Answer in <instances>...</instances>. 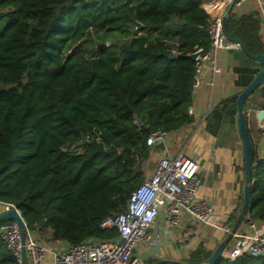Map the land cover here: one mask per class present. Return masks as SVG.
Returning <instances> with one entry per match:
<instances>
[{"label": "trees", "instance_id": "trees-1", "mask_svg": "<svg viewBox=\"0 0 264 264\" xmlns=\"http://www.w3.org/2000/svg\"><path fill=\"white\" fill-rule=\"evenodd\" d=\"M222 2L0 0V202L16 206L32 232L49 229V240L77 245L117 237L100 223L124 211L144 181L143 162L152 155L147 137L194 121L193 51L210 46L208 10ZM224 29L247 60L264 54L255 16L229 12ZM93 30L107 32V40L89 53L82 43ZM237 97L211 111L209 133L236 123ZM94 129L103 144L67 149ZM249 134L248 216L264 228V153ZM201 253L194 261L213 254ZM0 264H17L1 238ZM234 264H264V256Z\"/></svg>", "mask_w": 264, "mask_h": 264}, {"label": "built area", "instance_id": "built-area-1", "mask_svg": "<svg viewBox=\"0 0 264 264\" xmlns=\"http://www.w3.org/2000/svg\"><path fill=\"white\" fill-rule=\"evenodd\" d=\"M247 0H223L208 10L207 32L210 46H196L194 55L193 88L201 84V74L204 69L211 68L214 73L220 72L217 65L218 54L226 49L241 48L239 42L231 41L224 29V16L227 8L233 4L238 6ZM143 30L136 27V35L141 36ZM171 54H178L177 47L171 49ZM193 114L192 106L188 109ZM255 113L254 108H245L247 119ZM259 137L264 146V118L257 124ZM170 131L163 128L153 130L147 137L149 146L166 144ZM103 144L102 132L91 130L87 132L79 144ZM122 148L118 149V153ZM147 161L143 162V166ZM200 165L195 156L179 152L176 155H166L161 158L155 168L145 171L144 181L132 191L127 208L116 214L105 216L100 227L116 229L118 236L110 240L88 239L77 245H68L62 240H51L45 244L39 241L32 232L20 210L13 204L6 205V210L14 208L20 214L26 234L22 243V229L9 220L0 224V238L16 257L17 264H146V261L136 252L138 244L151 240L150 227L156 218L165 213V221L170 225L179 224L182 216L188 215L195 221L218 227L231 239L221 254L228 264H234L242 256H264V228L252 220L248 214L245 221L253 231L237 233L233 226L219 223L214 214V208L209 199L198 197L201 184ZM228 244L230 247H228ZM25 247L27 258L22 257ZM51 259L46 261L47 256Z\"/></svg>", "mask_w": 264, "mask_h": 264}, {"label": "crops", "instance_id": "crops-1", "mask_svg": "<svg viewBox=\"0 0 264 264\" xmlns=\"http://www.w3.org/2000/svg\"><path fill=\"white\" fill-rule=\"evenodd\" d=\"M230 12L237 17L255 16L259 21V37L264 45V0H247L233 6ZM254 61L244 58L242 47L221 51L217 56L220 72L214 73L209 67L204 69L200 76L201 84L194 89L191 114L194 121L170 131L166 144L151 146L152 157L157 158L156 163L168 154L176 155L179 152L195 156L200 165L201 178L198 197L211 201L219 223L233 227L242 211L246 186L243 142L237 121L233 125H223L220 133L214 136L206 130V120L221 101L238 95L252 82L258 73L255 70L262 69L261 64ZM251 107L255 113L248 118V128L258 144L259 152L264 153L257 128L260 121L256 118L257 112L264 110V84L248 98L246 108ZM227 129L236 136L233 145L226 144L222 138ZM48 230L42 236L35 235L36 238L45 244L49 243L51 232ZM236 231L248 233L253 230L243 220ZM149 232L151 240L138 244L136 248L146 264L200 263L194 261V254L197 256L195 258L200 259L204 254H197L200 249L213 253L228 237L220 228L195 221L188 215L182 216L179 224L170 225L165 221L164 212L156 218ZM50 259L48 255L46 261Z\"/></svg>", "mask_w": 264, "mask_h": 264}, {"label": "water", "instance_id": "water-1", "mask_svg": "<svg viewBox=\"0 0 264 264\" xmlns=\"http://www.w3.org/2000/svg\"><path fill=\"white\" fill-rule=\"evenodd\" d=\"M233 4H231L225 13L224 20L226 19L229 12L232 10ZM235 42H239L238 40H234ZM174 55H171L170 58H174ZM252 59L259 62L262 66V69L257 73L254 77L252 82L238 94L237 97V124L240 137L243 142L244 148V160H245V181L246 186L244 189V200H243V207L239 217L236 220V223L233 227V231H236L239 224L245 219L248 214L249 206H250V187L252 182V170H251V162H250V155H251V139L248 129V119L245 114L246 102L248 98L257 90L258 87L264 84V54L253 55ZM256 118L261 121L264 118V110L257 112ZM140 121V119H139ZM5 220H13L15 221L19 227L22 229V243H25L26 234L24 232V224L22 222L21 216L14 208H10L9 210L0 214V223ZM231 239V235L227 237V239L221 242L217 248L214 250L213 254L207 258L204 262L200 263H190V264H216L221 259V254L225 249L227 243ZM22 257L24 259L27 258L25 247L22 248Z\"/></svg>", "mask_w": 264, "mask_h": 264}, {"label": "rangeland", "instance_id": "rangeland-1", "mask_svg": "<svg viewBox=\"0 0 264 264\" xmlns=\"http://www.w3.org/2000/svg\"><path fill=\"white\" fill-rule=\"evenodd\" d=\"M130 32H133V28L130 27ZM106 34L107 32H103V31H95L93 30L91 32V34H89L90 36L87 37V39L84 40V42L82 43L84 48L89 52H95L96 50V47L98 46V44L100 42H104L107 40V37H106ZM222 138L224 140V142L228 145H233L234 144V140L236 138V136L230 131V130H226L224 131L223 135H222ZM82 147L81 144L77 143V144H74V145H70V146H67V149H71V150H78ZM81 150V149H80ZM156 161H157V158L155 156L152 157V155L149 157V159L147 160V162L144 164V166H142L143 170L146 171L148 169L149 170H152V168L154 167V165L156 164ZM4 211V210H2ZM0 211V214L1 212ZM49 231V230H48ZM35 235H40L42 236L43 233H38V232H34ZM45 238V237H44ZM50 238H48L49 240ZM44 243V242H43Z\"/></svg>", "mask_w": 264, "mask_h": 264}, {"label": "bare ground", "instance_id": "bare-ground-1", "mask_svg": "<svg viewBox=\"0 0 264 264\" xmlns=\"http://www.w3.org/2000/svg\"><path fill=\"white\" fill-rule=\"evenodd\" d=\"M2 210H6V205L0 203V211H2Z\"/></svg>", "mask_w": 264, "mask_h": 264}]
</instances>
